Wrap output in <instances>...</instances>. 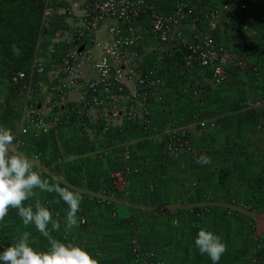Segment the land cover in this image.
Masks as SVG:
<instances>
[{"label":"rangeland","instance_id":"374dc122","mask_svg":"<svg viewBox=\"0 0 264 264\" xmlns=\"http://www.w3.org/2000/svg\"><path fill=\"white\" fill-rule=\"evenodd\" d=\"M164 1L168 2L167 11L154 7L156 4L159 6L162 0H146V3L150 9L166 14L171 11L175 0ZM218 1L192 0L199 17L197 21L200 25L199 38L214 36L218 41L224 42L228 35L230 40L233 39L229 34L232 26L219 25L220 27L215 31L208 27L206 14ZM256 2L257 0L252 1L253 8H256ZM138 27L146 30L147 20ZM185 29L188 40H196L191 34L189 24L185 25ZM103 37L101 31L99 38ZM83 47H87V44ZM139 48L140 46L133 50L138 52L134 77H145L148 70L158 66V59L162 56L161 60L165 65L160 66L164 68L153 73L154 77L159 78L160 83L145 89L144 101L132 98L134 92L143 90L137 85V81L131 84L125 80L121 86H118L112 74L105 84H100L93 91L90 85L98 81L93 64L101 53L95 50L83 66L81 98L90 100L92 97H97L101 101V106L94 107L91 104L81 103V120L78 119L81 129L79 130V127L75 129L69 138L68 134L62 133V130L68 129L67 122L46 134L36 131L32 125L29 126L28 135L20 134L19 128L23 123L25 109L38 103H31L29 98L22 99L24 90L21 85L13 81V73L16 71L12 70L13 67L9 62L0 57V126L11 128L16 136L14 146L17 140L22 143L20 147L15 146V148L33 159L36 170L44 178H55L61 186L78 190L83 197L77 218L78 221L81 217L84 218L86 223L79 224L71 231H65L66 213L57 212L52 204L49 205L47 202L53 218L61 223L59 232L53 231L52 236L65 243L71 240L80 244L92 253L99 264H152L154 261L164 264V259L166 263L167 259L174 257L173 249L179 246L177 244L188 241L195 245L200 227L213 231L222 239L229 237L227 233L222 236L221 228H228L226 225L237 221V216H228L227 210L224 212L208 206L210 211L201 218H196L194 210L200 211L204 206L198 208L194 205L192 207L194 210L192 209L191 212L186 210L169 215L160 208H169L172 195L180 193L179 186H174L173 181L175 177H182L183 173L185 174L183 180L192 178L195 183L201 182L195 184V187L192 185L194 182L188 183L187 186L193 193L204 192L200 195L202 200L209 195L210 188L207 182L214 180L221 188L219 173L222 172L226 180L233 176L232 171L227 168H220V171L216 172L213 168L212 171L207 170L211 165L197 163L199 154L207 155L211 158V162L218 159L213 157L215 151L200 143L204 137L211 138L210 134L219 132L220 137L224 139L223 156L227 153H235L237 158L247 161L250 153H246L241 146L235 150L236 143L245 144V148L250 145L259 146L261 148L259 151L264 154V126L263 129L257 130L258 123L264 121V104L259 109L245 104L248 100L264 101V85L258 84L248 76H246L247 82L242 81L236 71H233L228 82L221 86H213L208 73L202 70H195L189 78L180 81L172 76L173 72L169 69L166 53L157 52L158 54L152 55L155 53L153 50L148 56L143 57ZM256 63L264 68L262 63ZM32 65L33 63L30 64L27 72L25 70L22 72L29 74ZM244 84H247L248 88ZM198 91L203 96V100L196 97L194 92ZM115 97H119V100L113 105ZM75 104V102L69 103V107ZM131 109L144 111L146 117L128 119L127 116H123L119 122L117 118L108 115L113 111L128 113ZM96 114L100 117H95ZM47 120L49 123L50 119L46 118ZM31 122L35 123L36 119L33 117L30 124ZM116 122L119 124L116 125ZM182 129L189 132L195 158L184 153L174 156L166 153L165 145L168 140L174 132ZM78 134L81 137V146L74 140L78 139ZM55 137L58 139L57 145L53 142ZM207 149L210 151L208 152ZM206 153H210V156ZM126 155L129 159H126ZM263 171L264 165L259 170L255 168V173H251L256 178L250 179L249 188L256 187L255 191L258 193H264ZM116 174L121 176L120 179L115 177ZM236 180L240 179L236 178ZM166 181H170L168 185ZM150 185L154 188L153 193L148 191ZM36 191L38 195L33 198V202L40 196H47L46 193ZM91 196L100 197L102 202L95 204L94 201H89L88 198ZM255 204H242L250 206L251 209L244 211L246 213L241 216L243 233L252 247L257 243V232L264 231V227L260 230L258 225L257 232L252 230L251 223H255L260 214L264 213V210ZM155 211L158 216L155 215ZM142 213L147 216L141 221ZM158 217L163 221V229H160V226L155 227ZM147 220L152 221L151 226L142 229L146 225L141 222L149 224ZM174 220L179 221L178 225L173 224ZM254 225L256 227V223ZM138 227L139 231H137ZM49 229L51 230V225ZM142 230L147 232V236H142ZM25 231L31 233L30 241L35 249L47 250L48 240L33 225L24 226L18 211L10 208L5 219L0 221L2 244L0 251L15 242L19 234ZM156 240L160 241L157 247ZM108 241L112 242L111 249L106 248L109 246ZM158 247H163L161 248L163 252ZM249 247L250 245L247 248ZM117 257L118 263L115 261ZM144 260L151 262L143 263ZM260 264H264V253L261 255Z\"/></svg>","mask_w":264,"mask_h":264},{"label":"built area","instance_id":"2783aa9c","mask_svg":"<svg viewBox=\"0 0 264 264\" xmlns=\"http://www.w3.org/2000/svg\"><path fill=\"white\" fill-rule=\"evenodd\" d=\"M252 1L219 0L206 14L208 27L213 31L218 30L219 25L232 26L229 29V34L233 37L231 40L233 44L230 45L218 41L214 36L198 37L200 25L197 21L199 17L196 8L191 5L189 0L175 1L172 10L166 14L150 9L146 0H41V30L49 25V20L58 10L62 11L67 18L61 29L54 31L51 43L48 44V51L55 52L59 42H65L67 49L59 57L57 68L59 77L54 75L51 78V80L57 78V97L52 100L51 98L47 99L45 104L26 108L23 123L19 128L20 134L28 135L31 125L40 133H49L54 128L65 124L70 112L81 120V103L83 105L91 104L94 107L101 106V101L97 97H92L90 100L81 98L83 66L95 50L101 52L93 64L98 81L92 83L90 88L95 91L100 84H105L112 74L115 84L118 86H121L125 80L131 84L137 81V85L143 90L134 92L132 98L141 101L146 99L145 89L148 86L160 83L159 78L154 77L153 73L157 70L160 71L165 65L161 56L158 59V66L148 70L145 77H134L138 52H133V50L149 42L152 45L157 44L156 48L161 50L158 53L167 54L165 57L169 62V69L177 80H186L193 71L202 70L208 73L213 86H221L227 83L231 73L236 71L238 74L247 75L264 85V68L257 63L253 65L248 63L244 52L245 48L249 51V48L257 46L256 41L259 38L257 22L264 20V0H257L255 7L260 4L258 8L252 7ZM74 20L80 22V26L75 30L73 29ZM144 20H147L146 30L138 27ZM186 24L190 25L191 34L196 40H188L185 33ZM101 31L104 34L103 38H99ZM40 40L41 38H39L38 44ZM86 44L87 47H83ZM33 66L37 73L44 74L42 62L36 55L33 58ZM13 77L14 81L18 83L25 80L27 75L22 71H16ZM37 87L45 89L46 85L39 82ZM46 89H52V86L48 84ZM73 92L76 94V104L69 107L68 94ZM194 93L196 97L203 100L200 91ZM118 100L119 97H115L113 105ZM200 103L202 104V102ZM245 104L259 109L263 107L264 101L248 100ZM108 115L117 118L119 122L123 116H127L128 119L135 117L144 119L146 117L144 111L136 109H131L128 113L113 111ZM33 117L36 122L30 124ZM95 117H100V115L96 114ZM46 118L50 119L49 123L46 122ZM119 122H116V125ZM263 126L264 121L259 122L257 130L263 129ZM21 145L22 143L17 140L15 146L20 147ZM165 150L168 155L172 156L184 153L189 157H196L189 132L184 129L174 132L165 145ZM126 159H129L128 155H126ZM115 177L120 179L121 176L116 174ZM148 191L154 192L152 185L148 187ZM88 200L94 201L95 204L102 202L98 196H91ZM239 209L249 211L251 207L240 204L237 205V209H228L226 214L234 216ZM209 211V207L204 206L194 215L196 218H201ZM251 224L252 230L257 232V225L255 227V223ZM1 245L0 243V247ZM263 253L264 232H257V243L251 248L247 264H260ZM152 264H161V262L154 261Z\"/></svg>","mask_w":264,"mask_h":264},{"label":"crops","instance_id":"0c3cea01","mask_svg":"<svg viewBox=\"0 0 264 264\" xmlns=\"http://www.w3.org/2000/svg\"><path fill=\"white\" fill-rule=\"evenodd\" d=\"M162 1L163 2L159 3V6L158 4H156V6L154 5V7H157L158 9H166L167 11L169 7H167L168 5L166 6V4H168V2L164 0ZM189 1L191 5L195 7V5L192 3V0H189ZM213 1L216 2L218 0H213ZM259 5L260 4H258L256 8H258ZM66 19L67 18L63 14V12L58 10L49 20V25L44 30L41 31L40 33L41 40H40V43L36 47V55L42 62V66L44 67V74L37 73L35 71V68L32 65V68L29 74H27L28 78L18 83L14 82L15 84L21 85V87L23 88L24 90V95L22 97L23 100L26 98H29L31 100V103L37 102L38 104H45V101L47 99L51 98L52 100L57 97V91H58L57 78H54L53 80H51V78L54 75L56 77H59V74L57 71L59 57L66 51L67 44L65 42H59L56 45L55 52L53 53L48 51V44L51 43V37L54 31L60 30L61 27L64 25V21H66ZM79 26H80V22H78V20H74L73 29L75 30L76 27H79ZM257 29L259 32V38L256 41L257 46L249 48V51H247V48H245L244 52L248 59V63H250L251 65L256 64V62L262 63L264 65V20H260L259 22H257ZM224 42L230 45L233 44V42L230 40L228 35H226ZM156 47H157V44L152 45V43L149 42L143 45L142 47H140L139 50L141 51L142 56L146 57L150 54L149 53L150 51H153V50L155 51V53H152V55H156V53L159 51L161 52L160 48H156ZM239 76L241 77L240 79L242 81L247 82L246 80L247 75L239 74ZM39 82H41L42 84H45L46 88L48 87V84H49L50 86H52V89L38 88L37 84ZM244 85L247 87V84H244ZM75 99H76V94L74 92L68 94V98H67L68 106H69V103L73 104L75 102ZM68 115H69V121L67 120L66 124L69 123V126H68V129L62 130V133L64 135L68 134V138H69V136L73 134V132H75V129H77L78 127H79V130L81 129V124H79L78 118L74 115V113H70ZM46 122H48V120ZM51 135L52 134H50V136ZM210 135L212 136L211 138H208V137H204L203 139L201 138L202 140L200 143H202V145H206L207 148H210L211 150L215 151L213 154V157H217L218 159H215V160L212 159L213 161L210 164H208V165H211L210 169L207 168V170L212 171V168H213V170L218 172L220 171V168H227L228 170H231L233 173V176L230 177V179L232 180H230L229 178L228 180L224 179L223 173L221 172L219 173V179L221 180L220 181L221 188L218 187L216 181L214 180L212 182H207L208 187L210 188L208 191L209 193L208 197L210 199L212 198V200L208 201L209 199L208 197L204 200L200 198V195L203 194L204 192L199 191L200 193L198 192L193 193L192 191H189V187L187 186V184L188 183L192 184L195 180H193L192 178H185L183 180L182 178L185 175L183 173L182 177H179V178L175 177L173 181L174 186L176 185L179 186L180 193L173 194L172 197L169 196L171 197L170 198L171 205L169 206V208H160V209H163L165 214L169 215V213L171 214H175L177 212L181 213V211L183 212L186 210H189L191 212V210L193 209L192 207H194V205L198 206V208L207 205V206H210L211 209L220 210V211L225 212L226 210L231 209V208L237 209V205H240V204L241 205L242 204L251 205V203L253 204L256 203L257 204V205L255 204L256 206L259 205V207L264 210V193H258L257 191H255L256 187L254 186H251L249 188L250 179L254 180L256 178V176L251 173H255V168L259 170V168L263 167L264 165V154L261 152V150L259 151V149L261 148L255 145L253 146L250 145V146H247V148H245L246 147L245 144L242 145L240 143H236L234 146L235 150H237V147L241 146L242 148H244V150H246V153H250L248 154L247 161L240 160L239 158L235 156V153H232V154L227 153L225 156H223L224 147H225L224 139L220 137L221 135L219 132H216ZM79 136L80 134L77 135L78 139H74V140L76 144L79 143L78 145L81 146V137ZM53 142H56V145H57L58 139L55 137V141ZM48 143L49 142L47 141V144ZM227 148L229 149L228 146ZM210 149H207V151L209 152ZM230 150L232 151V148H230ZM206 154L209 155L210 153H206ZM262 176H264V174H262ZM236 178L240 180H236ZM169 182L170 181H166V184L168 185ZM199 183L201 182H197V183L194 182L192 185H194L193 187H195ZM169 187L171 186L169 185ZM76 191L78 192V190ZM46 195L47 196L45 195L40 196L39 199L41 200L42 203H45V205L47 206L48 205L47 202H48L49 205L52 204V206L57 212H60L61 214L66 213L67 205L56 194L46 193ZM32 200H30L29 203L34 204ZM176 209L179 211H177ZM155 212H156L155 215H157L158 214L157 211ZM244 213L246 212H244L242 209H239L236 214L237 221L236 220L232 221V223H229L228 225H226L228 226V228L227 227L221 228L222 236L225 233H227L229 237H223L222 239V241L227 246V251L222 255L218 264H247L248 263V258H249L250 251H251V249L249 251V248L252 247V245L249 244L248 240L246 239V235L243 233L242 226L244 225H242L243 220L241 216ZM140 216H142V219L141 218L139 219H141L142 221L145 219L147 214L142 213V215ZM148 216H151V214H148ZM159 218L160 217L157 218V223L155 227L157 228L160 226L159 228L163 229L162 228L163 221H160ZM263 219H264V213L260 214V217L256 219V222H255L256 225H258V228H260V230L264 227ZM147 222L149 224H145V222H141V224L146 225V226H143L142 229L149 228L151 226L150 224H152V221L147 220ZM137 231H139V227L137 228ZM142 236L143 237L147 236V232L142 230ZM108 242H109V246L106 248L111 249L112 242L111 241H108ZM158 243H160V241L156 240V247L158 246ZM177 245L179 246L173 249L174 257L167 259L166 263L164 259V264H187V263L212 264V261L207 255H201L198 249L195 247V245L193 246L188 241L187 242L183 241ZM249 245L250 247L247 248ZM114 246L116 247V244H114ZM158 248L161 249L163 247H158ZM184 253H186L187 255ZM118 259L119 258L117 257L115 261L116 262L119 261Z\"/></svg>","mask_w":264,"mask_h":264},{"label":"clouds","instance_id":"9594fccd","mask_svg":"<svg viewBox=\"0 0 264 264\" xmlns=\"http://www.w3.org/2000/svg\"><path fill=\"white\" fill-rule=\"evenodd\" d=\"M15 140L11 128L0 126V221L5 219L10 208L16 209L23 225H33L48 240L49 246L47 250L35 249L30 241L31 233L25 231L19 234L15 242L0 251V264H99L92 253L80 244L71 240L65 243L53 238L52 232H59L61 224L53 218L52 211L40 199H35L34 204L25 203L36 197V190L54 193L67 205L65 231H71L86 222L83 218L79 221L77 218L82 194L61 186L55 178H44L36 170L33 159L15 148ZM197 163L210 164L211 158L201 155ZM173 224H178V221L174 220ZM195 247L201 255H207L212 264H218L227 251L221 236L205 227L199 228Z\"/></svg>","mask_w":264,"mask_h":264},{"label":"trees","instance_id":"16d2710c","mask_svg":"<svg viewBox=\"0 0 264 264\" xmlns=\"http://www.w3.org/2000/svg\"><path fill=\"white\" fill-rule=\"evenodd\" d=\"M41 0H0V57L28 71L41 33Z\"/></svg>","mask_w":264,"mask_h":264}]
</instances>
